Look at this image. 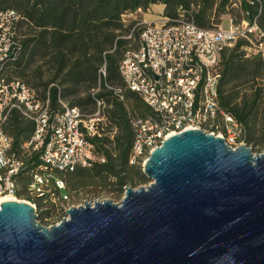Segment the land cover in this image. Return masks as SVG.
Masks as SVG:
<instances>
[{
  "label": "trees",
  "instance_id": "obj_1",
  "mask_svg": "<svg viewBox=\"0 0 264 264\" xmlns=\"http://www.w3.org/2000/svg\"><path fill=\"white\" fill-rule=\"evenodd\" d=\"M159 5L163 17L178 20L182 15L200 29L218 27L227 15L234 24L255 22L264 34V0H0V11L12 9L21 16L15 32L18 49L0 65L2 77L24 82L43 98L49 94L52 107L59 96L91 115L96 100L105 103L106 126L100 137L88 140L103 163L72 172L51 171L53 178L43 197L26 196L30 178L22 175L17 197L35 204L40 223L60 219L52 202L56 197L64 200L80 191H105L121 197L126 187L148 182L140 167L129 164L134 139L129 116L147 118L152 112L138 94L124 88L119 64L125 50L136 46L141 31L139 26L132 31L138 21L127 22L125 17ZM249 47V41L238 39L222 51L218 100L220 108L241 125L245 145L264 150V53L247 54ZM103 64L107 76L99 80ZM114 89L122 91L123 100ZM33 129L31 122L16 113L4 127L12 149L27 141ZM54 179L63 182L64 189L59 190Z\"/></svg>",
  "mask_w": 264,
  "mask_h": 264
},
{
  "label": "water",
  "instance_id": "obj_2",
  "mask_svg": "<svg viewBox=\"0 0 264 264\" xmlns=\"http://www.w3.org/2000/svg\"><path fill=\"white\" fill-rule=\"evenodd\" d=\"M144 186L49 227L0 204V264H264V151L186 130L153 149Z\"/></svg>",
  "mask_w": 264,
  "mask_h": 264
},
{
  "label": "built area",
  "instance_id": "obj_3",
  "mask_svg": "<svg viewBox=\"0 0 264 264\" xmlns=\"http://www.w3.org/2000/svg\"><path fill=\"white\" fill-rule=\"evenodd\" d=\"M137 13L142 14L140 10ZM20 20L15 10L0 11V65L16 55L15 32ZM137 26L141 31L136 46L123 53L119 75L124 88L138 94L152 115L129 116L134 133L129 164L142 170L153 149L169 136L186 130L220 137L231 149L245 145L241 125L220 108L219 63L222 51L238 39L249 41L256 52L264 53V34L257 24H234L230 20L227 29H200L182 15L178 20L161 15L138 21L132 31ZM106 76L103 64L99 80ZM114 94L123 100L120 89H114ZM104 107L103 100H96V111L85 115L59 96L52 107L49 94L43 98L24 82L8 81L0 75V204L5 197H17L23 174L30 178L26 196L43 197L53 178L51 171L72 172L77 167L103 163L104 158L95 154L88 140L100 137L106 126ZM12 113L34 127L31 137L14 149L4 131ZM54 184L64 189L59 179H54ZM27 203L36 208L34 203Z\"/></svg>",
  "mask_w": 264,
  "mask_h": 264
},
{
  "label": "rangeland",
  "instance_id": "obj_4",
  "mask_svg": "<svg viewBox=\"0 0 264 264\" xmlns=\"http://www.w3.org/2000/svg\"><path fill=\"white\" fill-rule=\"evenodd\" d=\"M162 11H163V9H162L161 5L153 6L146 13H143V14L137 13V14H133V15H127L125 17V20L127 22H131L134 20H136V21H141V20L150 21V20L155 19L158 16H161ZM229 22H230V17L227 15L223 16L222 21L219 24V26H221V28H223V29H227L229 26ZM136 41H137V38H135L134 43ZM262 52H264V43H263V47H262ZM254 53H256V48L254 46H251V48L250 47L247 48V54H254ZM250 149H251L253 154H260L264 151V150H260V149L254 148V147H250ZM146 184L139 185V187L144 186ZM123 194L121 197H117V195H113V194L107 193L105 191H94V193L93 192L89 193V191H80L78 193H70L69 196L67 198H65L64 200H61V199H59V197H56L52 200V202L55 205V207L59 210L60 219H62L63 217H66V211L71 207L81 206L84 204V202L93 204L95 202L111 201L112 203L118 204V203H120V201L123 197ZM14 199H15V201H19V202L20 201H24V202L26 201L27 202V200L24 197H20V198L14 197ZM59 220H57L56 222H58ZM38 223L43 227H49V226L54 225L53 223L42 224V223H40V221H38Z\"/></svg>",
  "mask_w": 264,
  "mask_h": 264
},
{
  "label": "bare ground",
  "instance_id": "obj_5",
  "mask_svg": "<svg viewBox=\"0 0 264 264\" xmlns=\"http://www.w3.org/2000/svg\"><path fill=\"white\" fill-rule=\"evenodd\" d=\"M7 200H15V199H13V198H11V197H5V198H3V199L1 200V202H3V201H7Z\"/></svg>",
  "mask_w": 264,
  "mask_h": 264
},
{
  "label": "crops",
  "instance_id": "obj_6",
  "mask_svg": "<svg viewBox=\"0 0 264 264\" xmlns=\"http://www.w3.org/2000/svg\"><path fill=\"white\" fill-rule=\"evenodd\" d=\"M162 9H163V6H162Z\"/></svg>",
  "mask_w": 264,
  "mask_h": 264
}]
</instances>
